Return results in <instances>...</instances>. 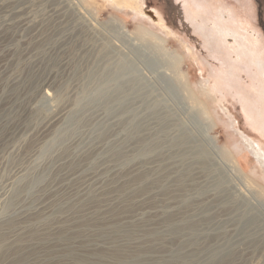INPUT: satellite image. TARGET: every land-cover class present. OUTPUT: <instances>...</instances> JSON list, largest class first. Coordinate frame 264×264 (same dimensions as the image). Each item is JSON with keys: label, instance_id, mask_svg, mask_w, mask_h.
I'll return each instance as SVG.
<instances>
[{"label": "rangeland", "instance_id": "374dc122", "mask_svg": "<svg viewBox=\"0 0 264 264\" xmlns=\"http://www.w3.org/2000/svg\"><path fill=\"white\" fill-rule=\"evenodd\" d=\"M252 140L260 0H0V264H264Z\"/></svg>", "mask_w": 264, "mask_h": 264}, {"label": "bare ground", "instance_id": "6f19581e", "mask_svg": "<svg viewBox=\"0 0 264 264\" xmlns=\"http://www.w3.org/2000/svg\"><path fill=\"white\" fill-rule=\"evenodd\" d=\"M111 22V24L113 25V26H116V27H119V28H122L121 27V25L120 24H118V22L116 21V20H111L110 21ZM231 35H229V36H227V37H225V39L226 38H228V37H230ZM249 146H250V150H251V152H252V156H253V158H254V160L256 161V162H258L262 167H264V149L262 148V146L260 145V143L259 142H256V141H253L252 140V142H250L249 143ZM234 164V163H233ZM233 166V165H232ZM237 166V165H236ZM238 167V166H237ZM236 167V168H237ZM235 168V165L233 166V168L231 167V172H233V173H235V172H237V170L238 169H236ZM238 173V172H237ZM26 217V216H25ZM28 218V217H27ZM18 219V218H17ZM31 219H33V218H31ZM37 220H38V218H36ZM20 220V219H19ZM15 222V221H14ZM18 223V222H17ZM19 224V223H18ZM18 224H17V226H18ZM6 226H7V228H11L12 227V225H13V222H10V223H8V224H5ZM5 225L3 224V226L5 227ZM3 226H1L0 227V244H2V246L3 247H5L6 248V246L8 245H10L11 246V249H12V242H9V243H7L8 241H6L7 239H6V234L4 235V233H3V229H4V227ZM16 226V227H17ZM81 226V225H80ZM40 229V227H29V229H26V230H24V232L22 233V234H24L25 235V237L28 239V240H31V241H34V243H36V244H38V245H43L44 244V242H45V239H47V238H49V237H53V236H55V237H59L60 235H63L64 236V234H65V229L63 228V227H60V228H51V229H48V228H46V229H42L41 231L39 230ZM5 231V230H4ZM77 233V232H76ZM3 234V235H2ZM2 235V236H1ZM23 235V236H24ZM54 238V237H53ZM69 239V238H68ZM72 239V238H71ZM57 240V239H56ZM10 241H13V242H17V241H14V240H10ZM74 241V240H73ZM18 244H17V246L16 247H14V249H13V251L11 252V253H13L14 254V256L11 258V259H9L8 261H6V263L4 262L3 264H26V255H27V253H28V251H26L25 253H24V251H25V245L24 244H22V243H19V242H17ZM55 243V242H54ZM54 243L52 244V245H54ZM1 246V247H2ZM51 248V247H50ZM67 248L68 249H70V246H67ZM35 250V249H34ZM33 249H31V251H30V253L31 252H33L34 251ZM17 251H21V252H19V253H17ZM86 252V251H85ZM97 252L99 253V254H103V252L102 251H100V250H97ZM92 253V252H91ZM90 253V254H91ZM98 253L96 254V256H98ZM85 254H87V253H85ZM76 255V254H75ZM81 255V254H80ZM94 255V254H93ZM92 255V256H93ZM91 256V255H90ZM86 257V256H85ZM101 257V256H100ZM80 259H82L81 258V256H80ZM3 261H5V259H4V250H3V252L2 253H0V263L1 262H3ZM57 262V261H56ZM62 264H65L64 262L62 263Z\"/></svg>", "mask_w": 264, "mask_h": 264}, {"label": "flooded vegetation", "instance_id": "af4514ba", "mask_svg": "<svg viewBox=\"0 0 264 264\" xmlns=\"http://www.w3.org/2000/svg\"><path fill=\"white\" fill-rule=\"evenodd\" d=\"M260 2L263 4V6H264V0H260Z\"/></svg>", "mask_w": 264, "mask_h": 264}]
</instances>
